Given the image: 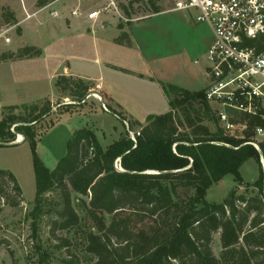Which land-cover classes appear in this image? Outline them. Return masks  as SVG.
<instances>
[{
	"label": "trees",
	"instance_id": "16d2710c",
	"mask_svg": "<svg viewBox=\"0 0 264 264\" xmlns=\"http://www.w3.org/2000/svg\"><path fill=\"white\" fill-rule=\"evenodd\" d=\"M54 1L37 0V7ZM165 1L129 0L122 9L130 19L133 6L143 2L151 16L166 10L162 6ZM1 10V27L18 24L9 7ZM17 32L20 35L21 29ZM259 50L264 51V46ZM41 54L38 48L24 47L16 53H3L1 58L26 59ZM160 84L171 110L148 117L144 124L130 121L132 130L141 129L137 143L127 133L121 134L105 150L92 129H79L67 141L66 153L54 170L36 155L39 133L35 127L51 115V102L23 107L19 113L18 107L2 110L0 142H13L10 130L17 125L16 131L33 152L35 217L44 213L46 195L57 191L62 199V221L55 222L56 229L78 227L82 219L73 206L75 195L92 223L93 230L86 233L85 241L94 264H264L263 173L254 183L257 195L247 196L233 188L222 203L205 198L206 191L227 174H233L242 185L240 169L247 161L254 159L261 167L264 140L259 142V152L246 144L253 137L251 130L245 139L226 135L207 101L206 90L192 92ZM56 89L79 101L85 100L89 90L65 76L58 78ZM109 110L121 121L127 120L122 113ZM206 120L215 123V131L203 125ZM181 188L193 189V196L182 200ZM0 198H6L12 207L23 202L15 177L4 170H0ZM217 233L219 256L212 249Z\"/></svg>",
	"mask_w": 264,
	"mask_h": 264
},
{
	"label": "crops",
	"instance_id": "0c3cea01",
	"mask_svg": "<svg viewBox=\"0 0 264 264\" xmlns=\"http://www.w3.org/2000/svg\"><path fill=\"white\" fill-rule=\"evenodd\" d=\"M0 3L15 14L18 24L11 30L21 29L7 51H0L2 110L18 107L19 112L26 106L52 102L59 94L56 82L65 76L87 86L88 96L98 94L97 115H90L95 121L99 115L119 119L111 109L129 122L144 124L148 117L171 110L161 82L192 92L209 85L206 52L214 32L210 25L195 22V12L166 10L128 25L107 0H56L42 8L37 7V0ZM97 11L95 20L88 18ZM123 34L127 36L122 39ZM15 39L20 40L17 45ZM24 47L38 48L42 54L2 60L3 53Z\"/></svg>",
	"mask_w": 264,
	"mask_h": 264
},
{
	"label": "rangeland",
	"instance_id": "374dc122",
	"mask_svg": "<svg viewBox=\"0 0 264 264\" xmlns=\"http://www.w3.org/2000/svg\"><path fill=\"white\" fill-rule=\"evenodd\" d=\"M9 1L20 2L22 0ZM111 1L116 4L123 17L120 20L127 23L124 20L127 18L122 6H127L129 0H107L109 4ZM108 3L105 5L106 8H108ZM87 5L85 6L88 7ZM162 6L169 9L171 0L163 2ZM2 7L5 5L0 3V18L3 12ZM130 13L129 20L131 22H137L150 16L143 2L134 5ZM0 21L2 22V19ZM1 22L0 51L2 53L6 52L8 47L5 38H10V44H12V38L18 32L17 29L1 27L4 21ZM19 42V39H15L14 45ZM96 95L90 98L87 95L86 102L83 103L72 98L69 92L59 93L58 97L56 96L51 102V115L35 127L39 133L36 155L49 170L55 169L59 160L66 153L67 141L79 129H92L105 150L111 143L119 139L121 134L127 133L121 120L112 115H99L97 122L93 116H90L100 103L99 96ZM94 114V116L97 115ZM53 123L54 125H52ZM203 125L211 131L216 129L215 123L209 120L204 121ZM10 131L15 136L13 142H16L21 133H18L16 129ZM251 139L253 140V137ZM260 157L261 167L254 159L247 161L241 167L242 185L239 186L236 183L233 174H227L206 191V200L215 204L222 203L233 188L247 196L257 195L258 190L254 187V183L260 178L261 172L264 176L262 153H260ZM0 170L8 171L15 177L23 194V202L18 207H12L6 202V198H0V264H94V258L86 251L85 241L86 233L93 230L92 223L75 195L73 196V206L82 219L78 227L68 230L56 229L55 222L62 221L60 216L62 199L57 191L46 195L44 213L36 214L35 217L34 202L37 189L30 144L21 142L15 145L0 146ZM193 194V189L181 188L179 190L182 200H188ZM86 200L88 199L86 198ZM107 222H109L108 219ZM213 238L212 249L215 255L219 256L221 252L220 234H215Z\"/></svg>",
	"mask_w": 264,
	"mask_h": 264
},
{
	"label": "built area",
	"instance_id": "2783aa9c",
	"mask_svg": "<svg viewBox=\"0 0 264 264\" xmlns=\"http://www.w3.org/2000/svg\"><path fill=\"white\" fill-rule=\"evenodd\" d=\"M109 7L119 13L113 1ZM166 10L195 12V22L212 27L214 40L206 52L207 101L226 135L245 139L251 130L253 140L246 144L261 152L259 142L264 140V51L259 49L264 46V0H171V7ZM72 14L78 15V11ZM99 14L100 11L93 12L88 18L95 20ZM51 15L57 16L56 12ZM5 43L10 44L11 39L5 38ZM102 107L106 109L104 104ZM1 114L0 108V120ZM122 124L128 138L137 143L141 129L132 130L127 120ZM16 126L13 125L11 130L14 131Z\"/></svg>",
	"mask_w": 264,
	"mask_h": 264
},
{
	"label": "water",
	"instance_id": "95a60500",
	"mask_svg": "<svg viewBox=\"0 0 264 264\" xmlns=\"http://www.w3.org/2000/svg\"><path fill=\"white\" fill-rule=\"evenodd\" d=\"M15 144H19V142H12V143H9V144L0 142L1 146H4V145H15Z\"/></svg>",
	"mask_w": 264,
	"mask_h": 264
},
{
	"label": "bare ground",
	"instance_id": "6f19581e",
	"mask_svg": "<svg viewBox=\"0 0 264 264\" xmlns=\"http://www.w3.org/2000/svg\"><path fill=\"white\" fill-rule=\"evenodd\" d=\"M22 139H23V136H22V135H19V136H18V140H17L16 142H19V143H21V142H23V140H22Z\"/></svg>",
	"mask_w": 264,
	"mask_h": 264
}]
</instances>
